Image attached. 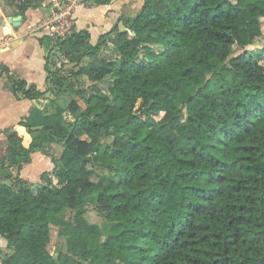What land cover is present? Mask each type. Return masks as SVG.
<instances>
[{"label": "trees", "instance_id": "16d2710c", "mask_svg": "<svg viewBox=\"0 0 264 264\" xmlns=\"http://www.w3.org/2000/svg\"><path fill=\"white\" fill-rule=\"evenodd\" d=\"M20 1L24 15L39 0ZM263 20L264 0H145L96 44L87 30L49 39L48 90L85 107L72 100L39 128L29 116L4 130L0 243L12 253L0 264H264V65L245 50ZM234 45L245 51L232 56ZM53 47L79 69H52ZM109 75L107 92L78 87ZM2 76L17 100L45 96L8 66ZM52 143L63 146L51 159L57 183L27 182L24 166ZM91 200L119 232L102 240ZM68 206L76 219L63 223L67 251L54 256L51 218Z\"/></svg>", "mask_w": 264, "mask_h": 264}, {"label": "crops", "instance_id": "0c3cea01", "mask_svg": "<svg viewBox=\"0 0 264 264\" xmlns=\"http://www.w3.org/2000/svg\"><path fill=\"white\" fill-rule=\"evenodd\" d=\"M21 2L0 0V71L4 65L8 66L28 83H35L45 91L43 83L48 75L45 70L47 61L45 56L48 49L47 43H44L46 35L38 31L37 27L40 21L51 13V0L37 1L36 6L28 9L24 15L20 14ZM144 2L145 0H113L108 5H99L96 0H87L75 12L76 30H87L91 35V43L95 44L93 40L98 41L102 34L113 30L116 25L119 24L122 28L123 23L120 20L135 17ZM17 16H21V20L20 24L15 26L12 18ZM31 45H34L32 53ZM37 78H41L42 82ZM5 81L6 77L2 76L0 78V160L8 145L4 130L16 125L22 118L39 114L38 103L42 102V100H17L6 87ZM30 164H33V161ZM24 169L21 171V177L24 175ZM40 171H37V175H40Z\"/></svg>", "mask_w": 264, "mask_h": 264}, {"label": "rangeland", "instance_id": "374dc122", "mask_svg": "<svg viewBox=\"0 0 264 264\" xmlns=\"http://www.w3.org/2000/svg\"><path fill=\"white\" fill-rule=\"evenodd\" d=\"M89 1V0H88ZM119 27V24H118ZM122 28L119 27L120 30L125 29V25H121ZM263 35L257 39L253 45L248 46L245 50H249L252 52L253 56L258 60V62L262 65H264V20H263ZM49 39L56 44V40H53L51 37L46 36L44 39V43H47V49L49 50L50 48V42ZM94 43H97V40H93ZM54 48V49H53ZM53 52L51 53V68L56 69V68H63L64 73L67 74L69 70L74 69L77 71L79 67L81 66V63L79 64H70L69 60L65 58L60 50L56 47H53ZM31 53L34 51V45L30 46ZM232 49V56L238 55L245 50L240 48L238 45H234L231 47ZM47 50V51H48ZM160 50V49H158ZM37 54V50H35ZM103 55H111V45L108 46L107 48H103L102 51ZM116 58V57H115ZM40 59V57H38ZM88 59L84 58L83 63H86ZM38 74V73H37ZM116 78L115 75H109L106 77V79L103 82H97L94 83L90 81L86 76L80 77L79 80V88L82 89V91L85 92V95L89 97L90 95L93 94L94 87L95 88H100L104 91H108L109 88L112 86L113 80ZM42 82L41 78H37ZM45 80V79H44ZM43 88L45 90V96L43 97L42 102L38 103L40 106V114L37 116H33L28 119V123L31 124L32 128H39L41 127L42 124V119L41 116L44 114H50L54 112L57 108V106H61L63 108H67L69 104L71 103L72 100H77L79 103L85 107L84 102L79 99L78 96L73 95V94H65L61 96H55L50 90H48V82L47 80L43 83ZM193 91V90H192ZM139 103L137 104L136 108L139 107ZM65 116L69 122H73L76 120V115H73L70 113V111H66ZM22 132L25 134L28 133V129H21ZM29 134V133H28ZM38 135V132L36 133H31L29 134V139L32 137H35ZM63 153V146L61 144H48L43 148V151L34 153L32 155V161L33 164H28L24 166V175L22 177L25 180H28L27 182L32 183V184H37V183H45L46 179L49 177L53 182L56 184L57 183V178L56 174L54 171V164L52 163V158H55L56 160H59L61 155ZM40 171V175H37V171ZM45 174V175H43ZM45 176V177H44ZM48 176V177H47ZM96 203L95 201L91 200L88 205L86 206L87 210V218L90 223L98 224L104 233L103 239H106L105 237L109 234L112 233H117L119 232L122 227L119 226L117 223H111L106 220V218L102 215L101 212L96 208ZM76 209H74L72 206L65 208L61 213L53 216L51 218V223H50V228H51V241L48 246V249L51 254L54 256H58L60 252H65L67 251V247L65 245V242L62 238L59 237V232L60 229L62 228L63 223H68V222H74L76 219ZM12 253L11 249H8L6 246V242L1 239L0 243V259L10 255ZM79 259V258H77ZM82 264H89L88 262L82 263ZM120 264V263H117Z\"/></svg>", "mask_w": 264, "mask_h": 264}, {"label": "built area", "instance_id": "2783aa9c", "mask_svg": "<svg viewBox=\"0 0 264 264\" xmlns=\"http://www.w3.org/2000/svg\"><path fill=\"white\" fill-rule=\"evenodd\" d=\"M87 0H51V13L40 21L37 30L53 40H63L76 30L75 12Z\"/></svg>", "mask_w": 264, "mask_h": 264}, {"label": "water", "instance_id": "95a60500", "mask_svg": "<svg viewBox=\"0 0 264 264\" xmlns=\"http://www.w3.org/2000/svg\"><path fill=\"white\" fill-rule=\"evenodd\" d=\"M21 16H17L12 18V21H14L15 26H18L20 24Z\"/></svg>", "mask_w": 264, "mask_h": 264}]
</instances>
